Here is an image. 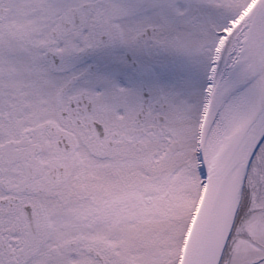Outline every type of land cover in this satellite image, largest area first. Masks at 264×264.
<instances>
[{"label": "snow or ice", "instance_id": "1", "mask_svg": "<svg viewBox=\"0 0 264 264\" xmlns=\"http://www.w3.org/2000/svg\"><path fill=\"white\" fill-rule=\"evenodd\" d=\"M0 264H264V0H0Z\"/></svg>", "mask_w": 264, "mask_h": 264}]
</instances>
